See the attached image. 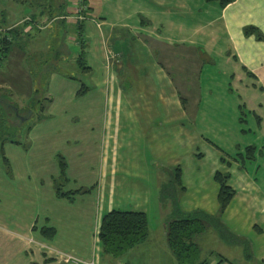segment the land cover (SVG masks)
<instances>
[{
  "label": "crops",
  "instance_id": "0c3cea01",
  "mask_svg": "<svg viewBox=\"0 0 264 264\" xmlns=\"http://www.w3.org/2000/svg\"><path fill=\"white\" fill-rule=\"evenodd\" d=\"M84 1L83 4L82 0H66L64 4L69 3L70 6L66 5L63 10L67 13H57L53 17L42 9H34L13 25L33 18L37 23L46 20L51 25L59 21L75 27L76 36L72 35L71 40L76 43L80 54L77 61H71L78 63L90 78L80 86V83L72 84L70 89H66L68 99L86 100L83 101V113L70 114L68 108L69 113L63 114L61 119L76 124L82 119L85 129L79 136L73 131L72 135L69 132L65 134L62 143L72 144L71 150L66 153L57 148V168L49 175V181L54 197L73 206L78 202L86 205L83 201L89 205L95 193V204L91 210L90 206L79 207L76 213L71 210V214L77 215L83 223L85 218L90 221L94 212L93 247L87 251L84 249L85 241L80 243L74 238H70L68 245L66 238H59L60 231L55 221L47 226L50 221L46 217L44 223L39 224L38 219L29 220L31 223L27 229L38 232V235L35 238L25 234L20 251L30 256L31 264H65L62 261L64 254L82 261L92 260L96 264L112 262L113 258L102 255L97 237L102 216L112 209L143 212L146 216L148 211L155 212L154 209L162 213L160 190L167 183L174 182L176 168H180V184L174 185V198L163 209L168 214L159 217L163 235L166 236V222L176 215V211L218 215L219 186L214 175L217 171L228 173L229 184L235 193L221 214V221L238 238L239 241L231 245L237 247L242 261L264 264V182L257 179L258 173L264 178V169L261 172L256 169L259 167L256 152L253 160H246L242 165L235 160L236 156L225 159L223 152L213 144L220 152L215 150L214 161L204 171L195 162L205 157L197 145L204 137L189 122L184 107L190 97L187 85L195 86L197 79H194V74L203 70L205 52L195 43L194 36L206 28L211 31L210 38L219 37L218 33L212 32L216 28L222 33L227 43V55L243 67V72L246 71L256 82L264 97V0H234L222 8L205 0H116L114 6L110 0ZM84 22L94 24V35L90 31L85 32ZM214 25L216 28L212 27ZM249 26L257 28L263 39L245 35L244 28ZM37 27V30L44 28ZM25 28L24 31H29L25 33L27 36L30 30L36 29ZM125 39L130 40L129 47L121 41ZM39 42L40 38H35L29 47L26 43L24 49L11 51L19 57L18 66H9V69L6 66L5 73L10 77L0 87L7 85V90L16 97L30 100L33 95H38L31 82V72L38 70ZM47 43L45 41L42 45L49 50ZM96 51L103 52V62L99 64L95 60ZM11 52L7 55V64L13 61ZM53 54H50L51 59H54ZM97 70H103L102 77L97 76ZM69 84L64 82L63 88ZM44 101L49 106L41 105V112L52 109L46 118H53L56 106L48 91ZM199 101L196 89L193 106L196 107ZM91 103L103 104L102 113L93 110ZM194 107L192 109L195 110ZM43 117L42 114L37 115L36 122ZM258 130L261 141H264V126ZM250 145L255 146L256 151L261 150L254 143ZM1 149L4 162L10 167L11 162L4 156L2 145ZM238 150V153L243 152L240 148ZM124 151L129 155L123 159ZM97 155L98 161L93 160ZM60 159L65 164L63 174L60 172ZM252 163L257 165L256 168L251 169ZM62 226L68 225L64 223ZM49 229L54 230L53 235ZM148 229L149 237L153 229L149 226ZM54 239L56 242L53 244L50 241ZM196 239L199 241V236ZM220 258L234 264L226 256Z\"/></svg>",
  "mask_w": 264,
  "mask_h": 264
},
{
  "label": "rangeland",
  "instance_id": "374dc122",
  "mask_svg": "<svg viewBox=\"0 0 264 264\" xmlns=\"http://www.w3.org/2000/svg\"><path fill=\"white\" fill-rule=\"evenodd\" d=\"M30 1L35 6L42 5L47 0ZM50 1L53 3L50 17L57 13L61 15L65 12L63 7L70 6L69 3L64 4L66 0ZM110 1L114 6L116 0ZM68 2L71 3V1ZM30 11H32L30 5L18 3L16 0H0V36L7 33L8 28L14 26V22L19 21L22 16ZM3 18L6 21L2 23ZM19 23L21 24L15 25V27L18 28V31L22 30L23 33L15 37L12 52H18L17 49H24L26 43L29 47V44H32L35 38H38V40L40 38L38 44L34 43V45H38L37 49L39 50L38 58L40 57V61L36 64L38 70H31L34 71L31 72L33 80L31 82H33V87L35 91L37 90L38 95L35 94L28 100L21 96L16 97L13 93L10 94L7 85L0 87V109L1 107L2 110L4 109V113L0 112V116H2L0 120V264H31L29 262L30 256L20 251V243L23 241L24 238L22 237L25 234L37 237L38 232H31L27 229L34 219H38L37 223L39 224L44 223L45 218L49 217L50 223L47 226L55 221L60 231L59 238H66L68 245L71 242L70 238H74L80 243L84 240L86 246L84 249L87 251H91V246L93 247L94 212L91 213L90 221L85 218L83 223L78 220L77 215L73 216L71 214V210L76 213L79 207L87 206H90L89 210H91L95 204V193L90 198L89 205L86 201H83L86 205L78 202L73 206L54 197L49 181V175L57 168L55 158L57 148L60 147L61 151L66 153L71 150L70 146L72 144L64 145L62 143L65 134L69 132L72 135L73 131L74 134L79 136L83 134L82 130L85 129L82 126V119L79 120L78 124H76L77 122L61 119V116L66 112L69 113V111L70 114L81 115L83 113L85 109L83 108L85 104L83 101L85 99H68L66 89H70L72 84L80 83V86L90 78L78 63L71 61V59L77 61L80 54L79 49L75 47L76 43L71 40L72 35L76 36L75 27L70 26L72 24L69 23L64 25L59 21L49 25L44 20L41 23L35 22L30 25L36 29H29L32 34L30 33L27 36L25 33L29 32L28 29L24 31L22 28L23 21ZM37 25L44 28L37 30L39 29ZM84 25L85 32L90 31L94 35V24L84 22ZM216 26L212 27L216 28ZM217 30L216 28L212 32L218 33V38H210L211 31L207 28L200 32L198 36H194L195 43L199 45L202 52H205L204 56L202 55L203 70L201 73L194 74V79H197L195 84L199 86L187 85L190 97L187 98L188 100L184 104L189 122H192L197 127L199 134L204 137V140L197 143V145L199 152L204 153L205 157L202 161L195 162L205 171L206 167L214 161V156L216 157V151L218 150L214 145L223 152L221 154L225 159H229L227 156L235 157L239 148L244 152L245 147L250 143H254L261 147V150L258 151L257 149L256 151V161L259 167L256 168L257 165L255 166L252 163L251 169L254 167L261 172L264 169V148H262V145L264 147V141H261L258 129L264 126V97L255 84L256 82L250 78L246 71L243 72L241 69L243 67L238 66L232 57L229 58L226 39ZM82 39L84 40L83 37ZM116 40L118 41V39ZM45 41L48 42L47 45H50L49 50L42 45ZM121 41L125 42V47H129V39ZM64 52L66 56L63 55ZM50 54H53L54 59H51ZM4 56L0 61V84L10 77V74L5 73L6 66H8V69L9 66L17 68L19 60L18 55L13 54V61L10 62L11 64H7L8 56ZM102 56V51H96L95 60L97 64L103 62ZM6 59L7 61H5ZM28 61L32 62L31 60ZM98 75L102 77L103 70L100 72L97 70ZM64 82L71 84L63 88ZM196 89L199 91L200 101L194 107L192 100L196 97ZM46 91L54 97L53 105L56 107L53 109V118H46L52 109H44L41 112V105L46 106V108L49 106V103L44 101ZM2 105L5 107L3 108ZM12 105L18 108L20 117H18V113L12 110ZM90 105L97 113H102L104 109L103 104L97 106L98 104L91 103ZM93 105L96 106L93 107ZM29 112L32 113L30 117L23 120L22 117L29 114ZM41 114L44 117L36 122V116H41ZM29 130L31 131L29 132ZM12 141H17L19 144ZM1 145L3 146L4 156H7L11 162L10 167L6 166L4 162ZM124 153L123 159L126 155H129L126 154V151ZM95 158L93 160L98 161V155ZM41 179L44 181L41 182ZM257 179L261 183L264 182V178L260 173H258ZM172 184L169 185L168 189H172ZM171 201V192L168 191L162 200V213L157 212L154 208L155 212L148 211V226L153 229V232L143 243L130 249L122 257L112 259V262L101 261L99 263L115 264L125 261L128 264H178L168 248L166 236L163 235L164 231L159 221V217L168 214L163 209H165L166 203ZM30 219L31 221H29ZM64 223L68 226H62ZM71 234L76 237L71 236ZM89 236H91V240H89ZM87 239L89 242H87ZM199 239V241L196 239V242L200 253L198 263L195 264L200 262H203V264H218L221 259L220 256H226L234 264H257L255 261L243 262L242 257L236 251L237 247L223 241L210 226H207ZM50 242L54 244L56 241L54 239ZM219 264L229 263L224 261Z\"/></svg>",
  "mask_w": 264,
  "mask_h": 264
},
{
  "label": "trees",
  "instance_id": "16d2710c",
  "mask_svg": "<svg viewBox=\"0 0 264 264\" xmlns=\"http://www.w3.org/2000/svg\"><path fill=\"white\" fill-rule=\"evenodd\" d=\"M16 1L18 3H24V5H30L32 10L42 9L43 11H45V14L47 13L48 16H51L52 14L53 6L51 5L50 0L42 3V5L35 6L30 0ZM82 1L84 4L85 1ZM205 1L215 2L219 5L220 8H222L229 3H232L234 0ZM4 21L5 18L2 19V23ZM33 23H35V20H33V18H30L22 24V28L24 29L27 26L29 27L30 25H33ZM19 31L18 28L12 26L8 28L7 33H4L3 36H0V61H2L3 57H5L4 55L7 56L11 52L12 47L14 46L15 37H17L20 33H23L22 30ZM244 34L255 35L258 40L263 39L259 30L252 26L245 27ZM79 58L81 59L82 56L80 55ZM2 106L3 108L5 107L4 105ZM3 110L1 107L0 112L2 111L4 113ZM1 117L2 116H0V120ZM255 152V146H247L245 147L244 152L237 153L235 160H239V162L243 165L246 160H253L255 158ZM59 164L60 172L61 174H63L65 170V164L63 161H61V159L59 160ZM229 177L230 176L228 173H223L220 171H217L214 175V180L219 186L217 195L219 205L218 215H209L202 211L189 213L176 211V215L171 220L166 222L165 230L167 245L178 264H195L196 262L198 263L197 260L199 258L200 252L199 246L196 242V238L206 230L207 226L212 227L216 231L218 236L225 242L234 244L235 242L239 241L234 234L226 229L221 221V214L228 206L235 193L234 189L229 184ZM177 183L180 184V168H176L174 182H169L166 185L162 186L160 190L161 201L165 198L166 192L168 191L171 192V199L174 198L173 187ZM170 184H172L171 190L168 189V187H170ZM48 231H50L51 234L54 232V230L52 229H49ZM51 234L48 233L49 236H51ZM148 235V220L145 213L138 211H122L112 209L102 216L97 237L102 255H108L113 259H118L125 255V253H127L130 249L143 243L148 238ZM224 261L227 262L225 259H220L219 263ZM199 264H203V262H200ZM229 264L232 263L230 262Z\"/></svg>",
  "mask_w": 264,
  "mask_h": 264
},
{
  "label": "built area",
  "instance_id": "2783aa9c",
  "mask_svg": "<svg viewBox=\"0 0 264 264\" xmlns=\"http://www.w3.org/2000/svg\"><path fill=\"white\" fill-rule=\"evenodd\" d=\"M62 261L65 264H96L95 262L91 261H82L80 259L74 258L70 255H63L62 257Z\"/></svg>",
  "mask_w": 264,
  "mask_h": 264
},
{
  "label": "water",
  "instance_id": "95a60500",
  "mask_svg": "<svg viewBox=\"0 0 264 264\" xmlns=\"http://www.w3.org/2000/svg\"><path fill=\"white\" fill-rule=\"evenodd\" d=\"M11 108H12V110H14L16 113H18V117H20L21 115L19 114V112H18V108H16L15 106H11ZM32 113L31 112H29V114H27L26 116H24V117H22V119L23 120H26V119H28L29 117H30V115H31Z\"/></svg>",
  "mask_w": 264,
  "mask_h": 264
}]
</instances>
